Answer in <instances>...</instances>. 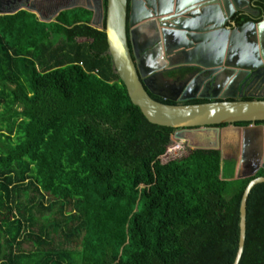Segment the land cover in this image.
Instances as JSON below:
<instances>
[{
	"label": "trees",
	"instance_id": "16d2710c",
	"mask_svg": "<svg viewBox=\"0 0 264 264\" xmlns=\"http://www.w3.org/2000/svg\"><path fill=\"white\" fill-rule=\"evenodd\" d=\"M90 15L0 13V264H230L264 168L229 178L222 159L219 177L216 148L162 161L174 127L129 100ZM236 264H264V182Z\"/></svg>",
	"mask_w": 264,
	"mask_h": 264
},
{
	"label": "water",
	"instance_id": "95a60500",
	"mask_svg": "<svg viewBox=\"0 0 264 264\" xmlns=\"http://www.w3.org/2000/svg\"><path fill=\"white\" fill-rule=\"evenodd\" d=\"M3 1L0 13H11L20 6L45 21L61 9H89L91 25L100 28L103 21L106 50L129 100L149 122L174 127L170 137L186 140L189 148L218 149L219 177L225 158L223 143L231 132L237 146L229 178L249 176L264 168V156L250 160L244 155L246 145L254 140L264 142V123L233 125L264 121V93L260 94L264 92V13L250 0H104V6L102 0L67 1L44 16L21 1L4 8ZM241 13L250 18L236 23L235 17ZM180 66H193L197 72L177 83L161 77L162 70ZM198 73L203 76L198 78ZM235 79L232 93H239L237 97L229 90ZM149 93L175 103L155 100ZM192 97L206 100L182 102ZM257 182H264V175L249 178L240 193L237 240L230 264L237 263L242 251L245 201Z\"/></svg>",
	"mask_w": 264,
	"mask_h": 264
},
{
	"label": "flooded vegetation",
	"instance_id": "af4514ba",
	"mask_svg": "<svg viewBox=\"0 0 264 264\" xmlns=\"http://www.w3.org/2000/svg\"><path fill=\"white\" fill-rule=\"evenodd\" d=\"M20 1H21L22 5L27 4V5H31L35 8H37L42 16L47 15L58 4H61V3L67 2V1L81 2V0H5V1H3V7L6 8V7H14L16 5L18 6V4H20ZM19 8H20V6H19ZM19 8H17V9H19ZM238 22H240V21H238ZM143 42H144V40H143ZM140 48H141V46H140ZM168 71H170V73ZM196 72L197 71H196L195 67H193V66H180L177 68L162 70L161 71V77H163L166 81H172V82L177 83L178 81L183 80L187 77H188V79L191 78ZM197 76L199 78V77H202L203 74L198 73ZM236 79L231 80V84L229 87V90H230L231 94H233L232 95L233 97H237L239 95V93H237V92L232 93V88H233L232 85L236 83ZM204 81H207V78H205L204 80H201L199 89L203 86L202 84L204 83ZM263 93L264 92L262 90L260 94H263ZM192 98H198V97H192ZM189 99H191V98H189ZM240 122L241 123L234 122L233 125L244 126V125H248V124L264 123V121H253V122L240 121ZM217 126L220 127V126H222V124H218ZM231 134L232 135L227 140L224 141L223 148H224L225 159H232L233 160V154L235 152L237 142L233 136L234 132L233 133L231 132ZM184 141H185V144H187L186 140H184ZM244 155H246V157L250 158V160L254 159L256 156H259V155H260V157L264 156V142L262 144H260L257 140H254V143L252 142V144L250 146H249V144L246 145V152ZM233 165H234V160H233ZM259 168H261V167H259Z\"/></svg>",
	"mask_w": 264,
	"mask_h": 264
},
{
	"label": "rangeland",
	"instance_id": "374dc122",
	"mask_svg": "<svg viewBox=\"0 0 264 264\" xmlns=\"http://www.w3.org/2000/svg\"><path fill=\"white\" fill-rule=\"evenodd\" d=\"M167 145H168V148L170 149L167 148V151L169 152H166L165 154L160 155V159L162 161L170 157L183 155L187 152L189 148L187 144H185L184 139L178 138V137H170ZM223 159H224V163L228 162L227 161L228 159H225V158Z\"/></svg>",
	"mask_w": 264,
	"mask_h": 264
},
{
	"label": "built area",
	"instance_id": "2783aa9c",
	"mask_svg": "<svg viewBox=\"0 0 264 264\" xmlns=\"http://www.w3.org/2000/svg\"><path fill=\"white\" fill-rule=\"evenodd\" d=\"M167 148H168V145L165 147L164 152H163L162 154H160V155H163V154H165L166 152H169V151H167ZM168 149H170V148H168ZM160 155H159V158H160Z\"/></svg>",
	"mask_w": 264,
	"mask_h": 264
}]
</instances>
